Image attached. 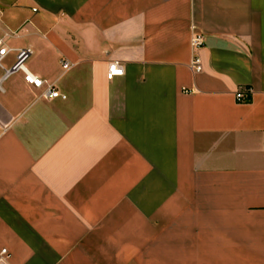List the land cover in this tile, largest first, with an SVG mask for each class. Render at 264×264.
I'll return each instance as SVG.
<instances>
[{
    "label": "crops",
    "instance_id": "crops-1",
    "mask_svg": "<svg viewBox=\"0 0 264 264\" xmlns=\"http://www.w3.org/2000/svg\"><path fill=\"white\" fill-rule=\"evenodd\" d=\"M0 38L10 264H264V0H0Z\"/></svg>",
    "mask_w": 264,
    "mask_h": 264
},
{
    "label": "built area",
    "instance_id": "built-area-1",
    "mask_svg": "<svg viewBox=\"0 0 264 264\" xmlns=\"http://www.w3.org/2000/svg\"><path fill=\"white\" fill-rule=\"evenodd\" d=\"M205 39L201 34H194L191 38V47L195 52V55L192 58L190 68L195 73H200L202 71V61L200 56L198 55V51L204 47ZM10 51L5 46L3 40L0 38V65L4 62V60L9 55ZM33 56V51L28 48L20 49L16 51L15 62L14 64L4 72L3 78H8L14 74H22L24 81L29 86L35 89H43L44 97L47 99H57L60 98L61 95L56 89L55 85L49 84L44 81L41 77L33 73L29 67L28 63ZM64 68H68V64H64ZM123 67L119 64V62H113L109 65L107 79L112 81L116 77H121L123 75ZM245 92L240 90L236 93V98L239 102L245 101ZM64 98V97H62ZM10 254L4 249L0 252V264H10Z\"/></svg>",
    "mask_w": 264,
    "mask_h": 264
}]
</instances>
